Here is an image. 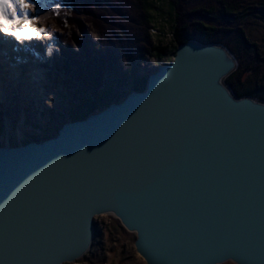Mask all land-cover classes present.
Wrapping results in <instances>:
<instances>
[{
    "label": "water",
    "instance_id": "95a60500",
    "mask_svg": "<svg viewBox=\"0 0 264 264\" xmlns=\"http://www.w3.org/2000/svg\"><path fill=\"white\" fill-rule=\"evenodd\" d=\"M236 67L190 40L143 91L0 147V264H73L101 215L145 264H264V101L233 94Z\"/></svg>",
    "mask_w": 264,
    "mask_h": 264
},
{
    "label": "rangeland",
    "instance_id": "374dc122",
    "mask_svg": "<svg viewBox=\"0 0 264 264\" xmlns=\"http://www.w3.org/2000/svg\"><path fill=\"white\" fill-rule=\"evenodd\" d=\"M53 1L66 2L24 0L26 17L22 16L25 22L40 29H49L48 39L40 40L45 47L41 46V51L35 52L38 57L45 56L50 43L49 54L53 58L49 60H52V65L39 83H33L36 92L33 99L39 107L34 108L28 103L30 98L17 99L18 95L8 88L9 85L0 86V147L42 142L55 137L64 123L73 121L70 105L78 104L73 95L102 84L109 63L119 65L118 78L121 80L120 86L110 94V102H113L122 101L133 90L134 73L141 78L148 71L173 60L170 57L157 63L145 56L141 66L137 67L129 63L126 56L129 46L138 42L170 49L174 47L164 1L153 2L147 20L136 0H90L83 10L72 12L71 20L62 27L53 20L45 25L39 24L38 16ZM257 1L196 0L194 4L210 8L217 17L227 14L225 6L234 10V13L227 14L230 23H226L225 28L228 32L226 40L233 49L230 52L237 61V67L224 83L235 96L237 92L261 100L264 97V15L258 11ZM26 70L29 73L25 72L23 79L27 74V80H30L32 67L27 66ZM114 95L116 98L113 100ZM134 240L135 235L124 230L113 217H97L94 219L90 251L73 264H145L135 252Z\"/></svg>",
    "mask_w": 264,
    "mask_h": 264
},
{
    "label": "trees",
    "instance_id": "16d2710c",
    "mask_svg": "<svg viewBox=\"0 0 264 264\" xmlns=\"http://www.w3.org/2000/svg\"><path fill=\"white\" fill-rule=\"evenodd\" d=\"M90 0H66L65 3L53 1L42 10L38 16V22L45 25L48 21H55L61 27L68 23L72 18V12H79V10ZM164 1L167 5V13L169 22L172 27V36L174 40V47L168 48L166 46H150L144 43H133L129 46L126 52L129 63L140 67L145 56L161 63L163 59L174 57L178 45L185 44L190 40L198 41L203 44H222L226 46L231 52L233 49L227 42L226 23H230L229 15L234 13L230 6H225L227 14H221L219 17L214 16L210 8L194 4L196 0H136L140 6L145 19L150 15V9L153 2ZM258 11L264 15V0H258ZM71 14V15H70ZM232 20V19H231ZM218 23V26L216 25ZM222 27L220 28V26ZM58 41H62L61 39ZM68 41V40H66ZM70 44V43H68ZM231 48V49H230ZM102 63L100 60H98ZM108 64V63H106ZM105 67V66H104ZM119 65L109 63L106 68V77L99 86H94L87 92L73 95L74 101L78 104L70 105L71 116L73 120H83L91 113L95 112L97 108H104L111 103V93L115 88L119 87L121 80L118 78ZM146 80L143 76L135 78L133 90L141 92L145 89ZM237 97H241V93L236 92ZM113 100L116 95L112 97ZM264 101V97H261ZM100 109V110H101Z\"/></svg>",
    "mask_w": 264,
    "mask_h": 264
},
{
    "label": "bare ground",
    "instance_id": "6f19581e",
    "mask_svg": "<svg viewBox=\"0 0 264 264\" xmlns=\"http://www.w3.org/2000/svg\"><path fill=\"white\" fill-rule=\"evenodd\" d=\"M17 14L21 12L20 7L18 6L15 10ZM23 13H25V10L23 8ZM18 21L15 22H7L6 23V29L7 32L9 33L10 39L12 43L17 44L18 47L23 43L24 40V34L22 32L16 31V29L27 27V23L25 22L24 17L22 16L21 18L17 19ZM15 32L13 35L12 33ZM42 40V39H40ZM15 48L9 49L10 52V59L8 62L11 61V64L15 61V66L17 68H11L10 65L0 61V86L7 84L9 85L8 88L13 89L14 92L18 95L17 99L24 100L23 98H30V101L28 100V103H30L34 108L37 106L39 107V103H36L35 100L33 99L34 94L36 93L34 88L35 84L33 83H39L41 81V78L44 77V74L47 72H50L49 68L52 65V60L48 59V56H41L38 57L37 53L35 52L34 59L30 60L29 62L27 61L26 63L22 62L21 57H24L27 55L26 50H22V54L20 56L19 51ZM14 53H18V55H14ZM14 59V61H13ZM20 59V61H18ZM19 65V67H18ZM30 66L32 67V78L30 80H27V74L25 79L23 77L25 76V72L29 73V70H26V67ZM30 76V75H29ZM43 76V77H42ZM29 78V77H28ZM29 108V107H28ZM34 108H32L34 110ZM27 109V108H26ZM101 216H108V215H101ZM100 217V216H98Z\"/></svg>",
    "mask_w": 264,
    "mask_h": 264
},
{
    "label": "snow or ice",
    "instance_id": "6c2138e0",
    "mask_svg": "<svg viewBox=\"0 0 264 264\" xmlns=\"http://www.w3.org/2000/svg\"><path fill=\"white\" fill-rule=\"evenodd\" d=\"M20 7L21 13L17 14L15 11L17 7ZM24 8V0H0V17L4 18L5 20H11L15 21L21 16L26 17V13H23ZM0 31L7 32L6 28H3V26H0ZM16 31L19 32H25L26 30L23 28L16 29ZM13 35L15 32L12 33Z\"/></svg>",
    "mask_w": 264,
    "mask_h": 264
}]
</instances>
